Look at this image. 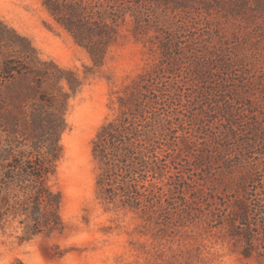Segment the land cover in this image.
<instances>
[{
  "label": "rangeland",
  "instance_id": "rangeland-1",
  "mask_svg": "<svg viewBox=\"0 0 264 264\" xmlns=\"http://www.w3.org/2000/svg\"><path fill=\"white\" fill-rule=\"evenodd\" d=\"M44 2L0 0V40H16L13 30L31 42L42 61L72 69L83 81L67 102L63 153L49 181L61 194L64 226L21 241L24 227L8 222L0 231V264H264V255L256 258L264 254L258 240L253 256L245 258L247 244L232 236L239 227L237 205L246 203L264 178V160L257 158L262 144L255 142L252 126L255 119L264 120L260 0H111L117 22L101 67H94L88 51ZM7 59L20 60L18 47L0 43V65ZM87 68H93L88 76ZM150 75L163 76L168 94L180 103L182 192L165 185L166 176L165 197L178 203L168 208L163 200L151 216L99 199L92 154L101 125L118 115L119 97L140 76ZM11 81L0 69L2 147L14 136L7 119L14 111ZM230 109L236 140L245 144L229 139Z\"/></svg>",
  "mask_w": 264,
  "mask_h": 264
},
{
  "label": "trees",
  "instance_id": "trees-1",
  "mask_svg": "<svg viewBox=\"0 0 264 264\" xmlns=\"http://www.w3.org/2000/svg\"><path fill=\"white\" fill-rule=\"evenodd\" d=\"M109 1L44 2L57 23L88 51L94 67L104 64L115 35L113 23L117 19L111 13L114 6ZM260 2L264 8V0ZM9 33L16 40L10 36L9 40L1 38L0 43L18 47L20 60L7 59L0 65L1 72L12 79L7 88L14 107L7 117L13 142L4 147L0 144V231L8 222L18 221L24 227L20 239L25 241L63 229L61 194L53 190L49 181L63 153L67 102L82 88L83 81L72 69L42 61L27 38L13 30ZM92 71L93 68H87L85 75ZM159 75L147 79L140 76L129 86L125 95L119 97L118 115L101 125L92 144L99 169V199L149 216L163 207V200L168 208L178 203L176 197H165L166 176L165 185L182 193L178 189L180 103L168 94L172 92ZM229 114L233 120L228 136L236 140L238 125L233 109ZM252 126L258 137L255 142L262 144L258 152L261 157L257 158L264 160L263 118L255 119ZM234 143L241 145L246 141L239 137ZM258 180L247 202L238 204V211L233 214L239 227L232 229V236L247 244L242 252L245 258L253 256L255 240L264 253V178ZM261 255L264 254L259 253L256 258Z\"/></svg>",
  "mask_w": 264,
  "mask_h": 264
}]
</instances>
